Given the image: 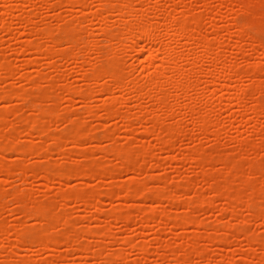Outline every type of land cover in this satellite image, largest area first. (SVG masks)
Here are the masks:
<instances>
[{
  "label": "rangeland",
  "instance_id": "374dc122",
  "mask_svg": "<svg viewBox=\"0 0 264 264\" xmlns=\"http://www.w3.org/2000/svg\"><path fill=\"white\" fill-rule=\"evenodd\" d=\"M0 264H264V0H0Z\"/></svg>",
  "mask_w": 264,
  "mask_h": 264
},
{
  "label": "bare ground",
  "instance_id": "6f19581e",
  "mask_svg": "<svg viewBox=\"0 0 264 264\" xmlns=\"http://www.w3.org/2000/svg\"><path fill=\"white\" fill-rule=\"evenodd\" d=\"M183 21H185V20H183ZM183 21H181L182 23H183ZM184 24H185V22H184ZM179 25V24H178ZM182 25V24H181ZM180 26V25H179ZM185 26V25H184ZM186 27V26H185ZM188 27V26H187ZM186 27V28H187ZM145 28V27H144ZM139 29V28H138ZM188 29V28H187ZM182 30H183V28H182ZM136 31H138V30H136ZM145 31V30H144ZM144 31H142V30H140V32H138L135 36H133L134 37V45L135 46H138L139 44H140V41H142V40H144V41H148V40H150V38L152 37V34H150L148 31H149V29H148V31L146 32H144ZM181 32V31H180ZM183 32V31H182ZM186 33V32H185ZM145 46H143V48L140 50V51H144L145 50V48H144ZM98 73V72H97ZM97 73H96V75H97ZM93 74H94V72H93ZM28 236V235H27ZM31 236V235H30ZM29 238H31V239H33V237H29ZM28 238V239H29ZM30 239V240H31ZM57 243V242H56Z\"/></svg>",
  "mask_w": 264,
  "mask_h": 264
}]
</instances>
